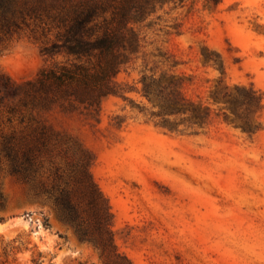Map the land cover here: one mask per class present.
I'll use <instances>...</instances> for the list:
<instances>
[{"label": "rangeland", "instance_id": "1", "mask_svg": "<svg viewBox=\"0 0 264 264\" xmlns=\"http://www.w3.org/2000/svg\"><path fill=\"white\" fill-rule=\"evenodd\" d=\"M110 1L108 19L118 0ZM132 26L139 48L117 75L122 93L105 97L99 112L77 103L42 116L92 153L116 244L133 264H264V0H156ZM44 41H0V73L28 88L43 69L67 61L44 52ZM205 52L219 56L223 69ZM144 75L182 78L186 98L212 109L209 122L169 129L142 92ZM221 79L263 94L256 132L212 99ZM5 117L0 141L10 131ZM5 170L3 161L0 264H113L92 244L72 240L52 207Z\"/></svg>", "mask_w": 264, "mask_h": 264}, {"label": "trees", "instance_id": "2", "mask_svg": "<svg viewBox=\"0 0 264 264\" xmlns=\"http://www.w3.org/2000/svg\"><path fill=\"white\" fill-rule=\"evenodd\" d=\"M155 4L156 0H118L108 19L104 15L113 6L110 0H0V41L40 37L49 56L67 57L66 62L43 69L28 88L0 73V115H6L10 129L1 135L0 163L6 162V174L25 186L33 199L48 203L81 242L92 244L113 264L133 263L116 244L112 207L94 177L93 155L42 114L77 103L99 112L105 97L122 93L117 75L139 48L132 24L145 20ZM204 58L223 69L219 56L205 52ZM141 81L143 94L161 107L169 129L178 130L186 121L199 126L209 122L212 109L186 98L182 78L144 75ZM212 99L228 106L243 130L259 129L263 94L253 85L231 88L221 79ZM170 115L182 117L171 120ZM45 225L50 226L48 218Z\"/></svg>", "mask_w": 264, "mask_h": 264}, {"label": "water", "instance_id": "3", "mask_svg": "<svg viewBox=\"0 0 264 264\" xmlns=\"http://www.w3.org/2000/svg\"><path fill=\"white\" fill-rule=\"evenodd\" d=\"M58 225H59L62 229H64V230L70 235V238H71L72 240H75V241L81 242V241L79 240V238L76 236V234L74 233V231H73L72 229H70L68 226H66L65 224H63V223L60 222L59 220H58Z\"/></svg>", "mask_w": 264, "mask_h": 264}]
</instances>
